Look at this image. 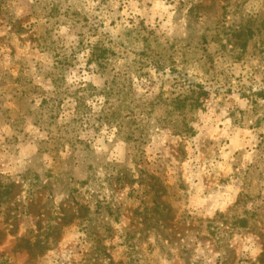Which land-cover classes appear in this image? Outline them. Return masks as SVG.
Masks as SVG:
<instances>
[{"label": "rangeland", "instance_id": "1", "mask_svg": "<svg viewBox=\"0 0 264 264\" xmlns=\"http://www.w3.org/2000/svg\"><path fill=\"white\" fill-rule=\"evenodd\" d=\"M233 10L0 0L2 264L43 234L71 264H264V36L225 44Z\"/></svg>", "mask_w": 264, "mask_h": 264}, {"label": "clouds", "instance_id": "2", "mask_svg": "<svg viewBox=\"0 0 264 264\" xmlns=\"http://www.w3.org/2000/svg\"><path fill=\"white\" fill-rule=\"evenodd\" d=\"M156 2L158 6L164 8V15L166 17L165 26H170L171 19L177 14L176 8L181 0H171V2L169 0H156ZM232 2L234 10L229 13L226 25L228 31L223 42L227 44L229 40L233 39L235 33H240L245 36L248 33H254L256 36H264V0H232ZM180 23H183V20ZM62 199L63 196L57 197L55 203L58 205ZM56 239L58 238L55 235L49 237L47 234H43L39 237L38 241H32L25 249L26 254L29 256V264H43L45 260L48 261V264H64L65 261L71 264V261L79 250L74 248L71 251V255L66 256L65 249L58 248L54 245L53 241ZM249 254H251V258L254 260L256 249L251 243L241 249L240 257H247ZM215 255L222 257L223 260L228 259L224 255L223 249L215 253ZM2 259L0 257V264H2ZM88 259L92 261V264H101L102 260H104V264H107L103 253L96 254L94 252Z\"/></svg>", "mask_w": 264, "mask_h": 264}, {"label": "trees", "instance_id": "3", "mask_svg": "<svg viewBox=\"0 0 264 264\" xmlns=\"http://www.w3.org/2000/svg\"><path fill=\"white\" fill-rule=\"evenodd\" d=\"M186 100H187V97H185V96L182 97L181 95L178 94L172 99V104L176 103L177 106L181 108V107H183V104L185 103ZM180 112H182V110H180ZM187 130H189V129H187Z\"/></svg>", "mask_w": 264, "mask_h": 264}]
</instances>
